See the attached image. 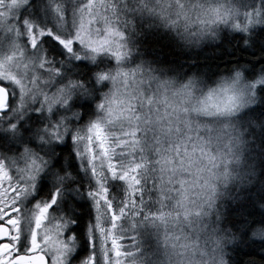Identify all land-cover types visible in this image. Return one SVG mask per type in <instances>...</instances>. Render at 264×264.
<instances>
[{"label": "snow or ice", "instance_id": "snow-or-ice-1", "mask_svg": "<svg viewBox=\"0 0 264 264\" xmlns=\"http://www.w3.org/2000/svg\"><path fill=\"white\" fill-rule=\"evenodd\" d=\"M137 20L264 53V0H0V264H160L161 244L174 264H264V193L227 234L209 219L240 121L264 135V60L154 66Z\"/></svg>", "mask_w": 264, "mask_h": 264}, {"label": "clouds", "instance_id": "clouds-1", "mask_svg": "<svg viewBox=\"0 0 264 264\" xmlns=\"http://www.w3.org/2000/svg\"><path fill=\"white\" fill-rule=\"evenodd\" d=\"M157 31L161 35H167L168 41L172 45L170 49H163L160 45H150L147 42L152 33ZM221 42V40H204L199 45H189L185 40L177 36L175 32H169L166 28L155 24L149 28L148 22L137 20L136 31L132 34V55L143 56L146 59L155 57L157 61L167 56L169 61L167 65L157 63L154 66H162L183 74L185 73L183 69L186 67L183 64V57L191 56L194 58L195 54L202 51L206 46L216 45ZM173 53L176 55L174 56ZM177 58H181L179 67L172 63ZM234 66L235 64L231 65V67ZM197 71L204 73V70L198 66L192 69V72ZM219 73L226 74L224 68L220 69ZM238 128L243 133L241 144L239 146L233 144L232 147L240 154L242 164L238 167L233 165L234 175L237 178L220 186L216 201V211L209 217L221 235L227 234L231 230L232 221L229 219V213L232 209L236 208L239 203L247 202L249 199L255 200L264 193V135L260 134V129H256L253 132L251 126L245 120L240 121ZM226 143L227 139L220 145L221 150L224 152H227ZM248 166H251V171L255 175L241 180L240 177H244L245 172L249 170ZM248 179H251L252 182L248 183ZM160 248V264H174V261H170L164 254L163 244L160 245ZM193 264H208V258L196 255Z\"/></svg>", "mask_w": 264, "mask_h": 264}, {"label": "trees", "instance_id": "trees-1", "mask_svg": "<svg viewBox=\"0 0 264 264\" xmlns=\"http://www.w3.org/2000/svg\"><path fill=\"white\" fill-rule=\"evenodd\" d=\"M254 2L259 5L260 0H254ZM222 26L223 25H220L218 28V31L220 32L219 40L222 41L221 43L206 46L202 51L197 52L194 58L191 56H185L182 58L183 64L186 65L183 69L185 73L190 74L192 69L198 66L200 69L204 70V73H206L210 79H214L215 75L218 74L219 70L222 68L226 71L233 64L245 62L256 64L258 67L259 63L264 60V53L260 50L250 52L241 49L239 47V35L226 29H221ZM147 42L150 43V45H160L163 49H170L172 46L168 41L167 35H161L158 31L152 33ZM173 55L175 56L176 54L173 53ZM158 62L162 65H167L169 63L168 57L164 56L162 59H159ZM172 63L179 67L181 64V58H177ZM0 148H2V146H0ZM59 150L60 149H57V151ZM87 211L88 209L86 207L77 209V215L82 217V222H85L87 219ZM230 213L229 219L232 221L235 217Z\"/></svg>", "mask_w": 264, "mask_h": 264}, {"label": "flooded vegetation", "instance_id": "flooded-vegetation-1", "mask_svg": "<svg viewBox=\"0 0 264 264\" xmlns=\"http://www.w3.org/2000/svg\"><path fill=\"white\" fill-rule=\"evenodd\" d=\"M10 147H11V145H10ZM78 203H79V204H84V201H79ZM86 221H87V220H86ZM86 221H85V222H86Z\"/></svg>", "mask_w": 264, "mask_h": 264}, {"label": "bare ground", "instance_id": "bare-ground-1", "mask_svg": "<svg viewBox=\"0 0 264 264\" xmlns=\"http://www.w3.org/2000/svg\"><path fill=\"white\" fill-rule=\"evenodd\" d=\"M221 29H225V28H224V26H222V28H221ZM221 29H219V30H221ZM61 147H62V146H61ZM86 220H87V219H86Z\"/></svg>", "mask_w": 264, "mask_h": 264}]
</instances>
